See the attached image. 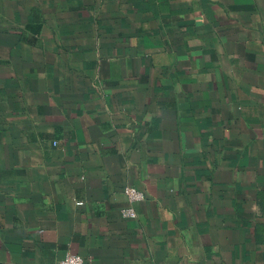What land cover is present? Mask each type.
Segmentation results:
<instances>
[{
  "label": "crops",
  "instance_id": "obj_1",
  "mask_svg": "<svg viewBox=\"0 0 264 264\" xmlns=\"http://www.w3.org/2000/svg\"><path fill=\"white\" fill-rule=\"evenodd\" d=\"M68 253L264 264V0H0V264Z\"/></svg>",
  "mask_w": 264,
  "mask_h": 264
},
{
  "label": "built area",
  "instance_id": "obj_2",
  "mask_svg": "<svg viewBox=\"0 0 264 264\" xmlns=\"http://www.w3.org/2000/svg\"><path fill=\"white\" fill-rule=\"evenodd\" d=\"M124 193L130 205L121 211L122 217L125 219H136L137 213L133 205L137 202L143 201L145 199V194L142 191L132 187H126ZM78 205L80 206L82 203H79ZM57 264H86V261L81 255L68 253L63 259L58 261Z\"/></svg>",
  "mask_w": 264,
  "mask_h": 264
}]
</instances>
